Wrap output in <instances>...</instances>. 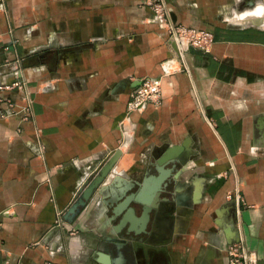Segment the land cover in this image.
<instances>
[{
	"label": "crops",
	"instance_id": "0c3cea01",
	"mask_svg": "<svg viewBox=\"0 0 264 264\" xmlns=\"http://www.w3.org/2000/svg\"><path fill=\"white\" fill-rule=\"evenodd\" d=\"M165 1L176 23L215 36L190 49L188 70L145 0H0V87L13 84L0 96L33 101L26 119L0 102L1 264H97L111 210L97 195L68 210L118 148L112 176L128 182L181 158L185 205L170 187L146 236L162 263L230 264L239 208L250 264H264V0ZM145 77H161L160 98L128 113Z\"/></svg>",
	"mask_w": 264,
	"mask_h": 264
},
{
	"label": "water",
	"instance_id": "95a60500",
	"mask_svg": "<svg viewBox=\"0 0 264 264\" xmlns=\"http://www.w3.org/2000/svg\"><path fill=\"white\" fill-rule=\"evenodd\" d=\"M121 153L120 148L116 149L96 168L80 186L75 201L68 210L73 220L95 195L97 205L104 201L107 209L111 210L106 224L111 222L113 225L110 234L101 244V251H98L97 264H137L135 244L131 236L150 234L152 215L154 212L159 213L162 206L172 203L174 197L176 204L185 205L180 201L181 189L175 186L178 180L173 178L180 164V156L169 157L164 161L160 157L155 163L156 173L144 176L141 181L128 182L127 174L112 176ZM170 187H173L174 197L171 194L165 195ZM197 196L196 192L195 197ZM135 204L140 205V213ZM123 233L125 236H122Z\"/></svg>",
	"mask_w": 264,
	"mask_h": 264
},
{
	"label": "built area",
	"instance_id": "2783aa9c",
	"mask_svg": "<svg viewBox=\"0 0 264 264\" xmlns=\"http://www.w3.org/2000/svg\"><path fill=\"white\" fill-rule=\"evenodd\" d=\"M148 4L158 22L160 28L165 30L168 38L176 45L178 57L184 64V69L188 70L189 65L187 63V54L191 48L196 47L203 49L206 52L211 51L212 45L215 42V36L213 32L196 27H189L179 23H176L173 19L172 11L165 0H145ZM162 80L160 78L145 77L141 80L140 84L132 91L131 97L128 101V113L144 110L151 102L157 104L161 93ZM3 90H10L13 88V84H6L0 87ZM0 102H5L7 108L3 112V116H13L22 114V118L26 119L28 113L32 109V99L26 96V105L23 109H18L14 101L10 98H4L0 96ZM229 199H234L238 203V206L242 200V195L238 189L227 194ZM237 233L230 236V239L226 241V252L229 258L230 264H250L253 262V254L248 251L242 235L240 221V209L237 212ZM55 225L57 228L62 227L61 213L56 219ZM73 229H70V233L74 234ZM232 231V230H231ZM47 264H53L48 262Z\"/></svg>",
	"mask_w": 264,
	"mask_h": 264
},
{
	"label": "flooded vegetation",
	"instance_id": "af4514ba",
	"mask_svg": "<svg viewBox=\"0 0 264 264\" xmlns=\"http://www.w3.org/2000/svg\"><path fill=\"white\" fill-rule=\"evenodd\" d=\"M144 235V234H142ZM156 238H151L150 243L152 246H145L135 249L137 264H164L161 262L162 254L155 251V244H157Z\"/></svg>",
	"mask_w": 264,
	"mask_h": 264
},
{
	"label": "rangeland",
	"instance_id": "374dc122",
	"mask_svg": "<svg viewBox=\"0 0 264 264\" xmlns=\"http://www.w3.org/2000/svg\"><path fill=\"white\" fill-rule=\"evenodd\" d=\"M101 206H102V203L100 205H98V207H101ZM135 206H136L137 209H139V207H140L139 204H135ZM108 212H110L109 209L104 211L105 214H107ZM122 236H125V234L123 233ZM146 236L147 235L140 234V235H138L136 237L131 236V239H133L134 242L138 241L140 246H141V249H142V247L144 248L145 246H152L151 243H150V239H147ZM149 236H151V234Z\"/></svg>",
	"mask_w": 264,
	"mask_h": 264
}]
</instances>
